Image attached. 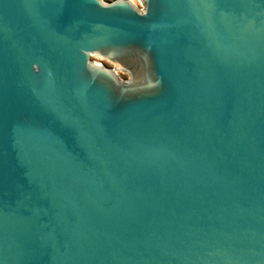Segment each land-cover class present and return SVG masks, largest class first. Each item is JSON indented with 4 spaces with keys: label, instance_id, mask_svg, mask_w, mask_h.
Listing matches in <instances>:
<instances>
[{
    "label": "water",
    "instance_id": "95a60500",
    "mask_svg": "<svg viewBox=\"0 0 264 264\" xmlns=\"http://www.w3.org/2000/svg\"><path fill=\"white\" fill-rule=\"evenodd\" d=\"M0 0V264H264V0Z\"/></svg>",
    "mask_w": 264,
    "mask_h": 264
},
{
    "label": "rangeland",
    "instance_id": "374dc122",
    "mask_svg": "<svg viewBox=\"0 0 264 264\" xmlns=\"http://www.w3.org/2000/svg\"><path fill=\"white\" fill-rule=\"evenodd\" d=\"M113 1H117V0H101V2L103 4H107L109 2H113ZM132 5H134L136 8L142 9V4L143 1L142 0H128Z\"/></svg>",
    "mask_w": 264,
    "mask_h": 264
}]
</instances>
